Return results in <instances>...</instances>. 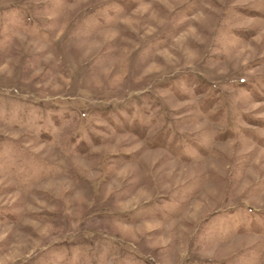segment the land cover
<instances>
[{
	"label": "rangeland",
	"instance_id": "obj_1",
	"mask_svg": "<svg viewBox=\"0 0 264 264\" xmlns=\"http://www.w3.org/2000/svg\"><path fill=\"white\" fill-rule=\"evenodd\" d=\"M0 264H264V0H0Z\"/></svg>",
	"mask_w": 264,
	"mask_h": 264
}]
</instances>
